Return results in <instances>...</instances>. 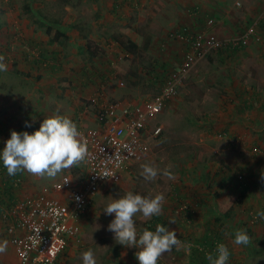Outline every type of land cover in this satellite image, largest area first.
Here are the masks:
<instances>
[{
    "label": "rangeland",
    "instance_id": "1",
    "mask_svg": "<svg viewBox=\"0 0 264 264\" xmlns=\"http://www.w3.org/2000/svg\"><path fill=\"white\" fill-rule=\"evenodd\" d=\"M112 2L113 0H0V55L5 57V62L8 64V71L0 73V127L2 128L0 149H3L13 130L29 133L38 130L33 127L35 118L33 120L29 118L32 112L36 115L32 110L34 107L30 106V101L31 98L36 97L38 89L36 83L32 82V78L27 77V74L39 73L35 72L34 65L39 59L48 58L46 63L56 62L60 68L65 66V71L67 62H69L67 65L71 66L70 70H75L76 63L80 62L85 66H92L93 69L95 68V73H99L97 62L105 59V54L112 49L115 41L112 37L125 32L118 40L129 41L126 32L130 26L137 27L142 32L139 34L142 43L149 36L153 38L151 41H157L162 35L164 37L168 33L178 31V28L172 24L180 20L181 8L174 7L173 4L169 5L168 1L161 5H149L135 10L130 7L122 8L119 18L123 20L125 14L133 20L132 24L115 20L114 14L103 12L106 10L105 5ZM193 8L195 5L184 7L185 13L191 15ZM202 9H195L193 15L199 19L197 22L199 29L194 33L191 26H186V31L193 34H213L223 42H238L256 23L253 36L242 41V49L234 55L224 46L218 50H207L205 57L188 71L185 80L182 79L184 80L182 86L179 85L175 98L169 102L162 114L150 121L145 159L141 163L128 166L118 181L105 185L94 196L93 205L81 224V242H73L58 264H83L82 254L87 250L94 252L97 264H138L135 258L138 249L119 245L114 239V233L108 231V225L114 219V215L108 216L103 213L104 207L128 191L153 197L162 195L163 210L159 217L166 219L165 226L170 230L174 228L185 234L183 229L189 230L195 224L192 221L189 225L185 220V213L183 212L182 215L178 213L183 201L180 202L182 196L175 195L174 190L181 191L187 187L186 184L199 190L203 198H195L196 201H200L202 205H209L207 222L196 229L200 234L198 240H202L211 230L222 236L224 244L229 249L232 245L237 247L235 253L230 249L229 264H264V244L260 242L264 235L256 237L249 227V222L254 220L264 225V220L256 218V213L260 211L256 207L259 205V196L264 195V128L260 132L259 126L253 125L254 116L260 114L262 110L257 104L255 108H247L243 112L244 115L241 114L238 111L241 102L237 96V92L245 91L250 92L248 95L250 97L254 89L264 95V91L259 88L262 83L261 78H264L262 55L264 51H261L262 54L241 57L248 47L259 51L258 46L263 44L264 35L261 26L255 22L257 17L246 19L244 14L247 12V7L243 2H237L233 6L229 19L232 22L237 18L245 20L246 26L243 28L244 24L240 20V28L230 24L229 37L217 35L220 34L216 29L220 18L209 15V6L206 3ZM210 20L213 21L212 25H209ZM44 23L63 31L69 40L63 41L62 44L50 43V38L46 34L47 26ZM222 31L229 32V29ZM165 39L166 37L161 38L159 46H162ZM173 41L169 46L173 44L186 46L181 41ZM88 44L94 47L99 45L103 54L98 58H91L86 48ZM156 51L157 47H153L148 55L129 60L120 59L118 66L116 64H114L116 67L112 66L114 70L112 78L117 82L122 97L139 100L141 103L157 95L161 88L153 74H166L174 81L180 80V68L185 60L181 64L176 61L175 65L167 66L168 64L155 59ZM55 55L57 56L53 59ZM131 75L134 78H131ZM56 77L52 80L55 81ZM28 93L31 98L25 99ZM97 94V96L104 94L110 98L104 90L97 91ZM97 96L90 101L95 113L97 108L94 104L98 100ZM3 100L5 101L2 103ZM234 116L238 123V127L235 126L233 129L234 136L217 134L228 122H231L230 119ZM42 121L41 119V123ZM26 122L32 127L26 128ZM159 127L161 132L155 135L153 131ZM210 129L213 131L209 132ZM79 164L77 165L79 170L74 177L67 175L64 170L60 180L69 176L81 184L87 175V167L82 165H86L85 159ZM144 164H151L158 169L159 174L155 180L145 181L142 178ZM212 172L214 174L217 172V175H211ZM226 173L229 176H226ZM60 180L53 183L33 180L30 185L41 191L44 187H50ZM188 180L194 182L198 180V182L186 183ZM231 195L242 197L243 204L235 208L231 218H222L218 203L224 197ZM24 198L21 196L18 199ZM179 202V208H170ZM196 215L190 220H194ZM134 219L138 232H142L149 223L152 224L154 217L145 218L138 213ZM173 219L176 223L168 222ZM239 229L246 230L250 236L252 243L249 246H237L232 243L234 234ZM179 232H176L177 237L183 238L182 233ZM190 241L186 239L179 248L164 253L158 264H195L196 260L206 257L207 254L193 252L189 247ZM249 247L259 254L250 255ZM184 256L190 258L192 262L184 261Z\"/></svg>",
    "mask_w": 264,
    "mask_h": 264
},
{
    "label": "built area",
    "instance_id": "2",
    "mask_svg": "<svg viewBox=\"0 0 264 264\" xmlns=\"http://www.w3.org/2000/svg\"><path fill=\"white\" fill-rule=\"evenodd\" d=\"M212 24L210 20L209 25ZM255 25L238 42H230L238 45L249 39ZM171 38L182 40L190 49L180 68L179 81L171 78L161 94L134 105L112 102L104 94L97 96L94 105L99 126L82 138L89 153L85 158V180L80 184L65 176L36 196L18 199L2 210L0 218L19 264H57L73 242H81V221L93 205L94 196L105 185L118 181L128 166L145 159L150 121L164 112L188 71L205 57L207 50L226 48L229 43L213 34H172ZM153 132L159 135L161 128ZM58 192H65L64 201L54 197ZM194 210L193 206L183 204L178 213L190 217Z\"/></svg>",
    "mask_w": 264,
    "mask_h": 264
},
{
    "label": "crops",
    "instance_id": "3",
    "mask_svg": "<svg viewBox=\"0 0 264 264\" xmlns=\"http://www.w3.org/2000/svg\"><path fill=\"white\" fill-rule=\"evenodd\" d=\"M169 2V5L173 4L174 7H179L181 8L180 10V20H177L174 24V27L178 28V31H173L172 33H168V35L164 36L163 35L160 37L159 40L157 41H151L153 39L152 37H148L143 43L141 42L142 38L139 37V34L142 33L139 28L137 27H129L127 28L126 34L128 35L129 40L132 42L136 43L141 51V55H148L150 51H152L153 47H157L156 51V57L158 61H161L163 63H166L167 66H173L176 61H179L178 63H182L183 60H185V55L189 49V45L183 42L182 40H176L171 38L172 34H190V31H186L185 27H190L193 29L194 33L199 29V24L197 22L199 19L197 17H194L195 15V9L201 10L202 7L205 6V3L209 6V15H213L215 17H219L220 21L219 24L217 25V30L220 31V34H217L218 36L221 37H229L230 35V28L231 25H236V27L240 26V21L243 22V28L246 26L245 20L238 19L235 22H232L230 18V13L233 9V6L237 2H243V5L247 7V12L244 14L246 16V19L249 20L250 17H257V21L259 26H261L263 35H264V0H113L112 3L106 4L105 9L103 12L107 13H112L114 14V19L118 21H124L128 22L130 24L133 23V20L129 17H126L124 14V19L119 18L120 15V10L123 8H132L135 10V8H145L147 6H153V5H161L163 2ZM199 3H197V2ZM195 5L194 10L190 13L191 15L185 13L184 7H190ZM127 10V9H126ZM125 10V11H126ZM203 10V9H202ZM151 13V12H150ZM260 13L261 16H260ZM122 15V14H121ZM197 19V20H196ZM247 23V22H246ZM172 25H169L170 27ZM241 27V26H240ZM239 27V28H240ZM229 29V32H223V29ZM180 29V30H179ZM177 30V29H176ZM243 30V29H242ZM241 30V31H242ZM125 32H121V34L115 35L112 38L119 39L124 35ZM193 34V33H191ZM162 46H159L161 44V38L164 39ZM172 39V40H171ZM176 42L181 41L183 44L186 46H175L170 45V42ZM147 41H150L151 44L147 49H144L145 44ZM262 44V43H261ZM259 47L258 50H253L252 47H248L244 50L243 55L249 56L250 54L257 55V53L262 54L261 51H264V42L263 44ZM111 50H108L107 54H105V59H100L99 63L97 62V71L99 70V73H95V68L93 69L92 66H85L82 63H76L77 65L74 67L75 70H70L71 66L67 65L69 62H67L66 67L67 70L65 71V66L63 68H60L59 65L56 64V62H51V63H46L48 58L38 60V62H35V72H39L37 75H32V74H27V77H30L32 82L36 83V88L37 93L35 94L36 97L31 98L29 93L26 98H31L30 101V106L34 107L32 110L36 113V115H33V112L31 116L29 117L30 119L33 120L34 125L36 129L40 127L41 124V119L43 120L44 118H47L51 115H53L55 112H59L60 114L67 115L69 116L78 126L80 132L82 135L84 133H87L88 131L97 128L99 126L98 119L96 117V113L94 108L90 106V101L94 99L95 96H97V91H105L110 98H107L110 101H116L120 100L124 104H138L139 100H133L132 98H126L122 97L120 93V89L118 88L117 82L112 78V75L114 74V70H112V66L120 63V59H133V55L125 53L122 49V47L119 45L118 42L114 41L113 46L111 47ZM147 50V51H146ZM111 52V54H110ZM112 57H109V56ZM264 56V52L262 54ZM57 55L53 57L55 59ZM98 58V57H95ZM94 59V58H93ZM92 59V60H93ZM113 62V64H111ZM114 66V67H116ZM142 70V69H140ZM152 73V72H151ZM48 74V75H47ZM45 75V76H42ZM47 75V76H46ZM55 78V81L52 80ZM131 78H134V76H130ZM261 86H259L260 89L264 91V78H261ZM104 87V88H103ZM102 89V90H101ZM107 97V96H106ZM7 100V99H5ZM3 100L2 103L5 101ZM254 105L259 104L260 110L262 112L259 114L257 113L256 116H254V121L253 125L254 126H259V131H263L264 128V95L262 93H259L258 90L253 92V99H250ZM28 106V105H27ZM238 112V111H237ZM238 116V114H236ZM244 115V113H243ZM39 117V118H38ZM234 116L233 118L230 119V123L228 122L224 128L220 129L217 134L221 135H227V136H234L233 129L235 126L238 127V123L235 120ZM39 121V123L37 122ZM17 122V120H16ZM234 122V123H233ZM2 128L0 127V130ZM213 131L212 129L209 130V132ZM83 136H81V139ZM80 165V164H77ZM74 165L68 169H64L67 173V175L74 177L77 172H78V166ZM83 166H86L82 164ZM81 165V167H82ZM80 167V166H79ZM80 167V168H81ZM243 168V166H242ZM62 170L60 173H58L55 177H48L47 175H33L31 173H28L26 171H23L21 173V180L19 181V184L17 185V188L14 190V193L17 198L24 196L27 198L28 196H36L39 194L41 191L38 190V188H34L33 185H30L33 180L42 182V183H53L55 181L60 180L61 178V173L64 172ZM219 172V171H218ZM211 175H217V172L214 174L212 172ZM219 175V174H218ZM226 176H229L226 173ZM26 178V181H25ZM58 179V180H57ZM191 182V184H194L198 182L196 180L195 182L193 180H188L186 183ZM185 183V184H186ZM187 187L183 190L177 189L174 190L175 195H181L180 202L183 201V204H188L190 206H194V202L196 201L195 198L197 199H202L203 197L201 196L199 190L197 191V187L192 188L188 184H186ZM29 188V189H27ZM188 190V192H186ZM39 191V192H38ZM54 197L60 201H64L66 194L65 192H58L54 195ZM258 198V196H256ZM209 198V197H208ZM189 201V203H187ZM194 201V202H193ZM180 202L178 204H173L170 208H179ZM259 205L256 207L259 208V210H264V195L259 196ZM197 205V204H196ZM92 207V206H91ZM209 205L208 204H200L199 208L196 207L195 210L197 215H200L199 217H194L195 219H191L190 217L186 218V222L190 225V223H194V227L191 229H183L185 234L183 232H179L180 230H177L179 233H182L181 235L183 236L180 237L181 241H185L186 239H189L191 241L195 242H200L201 239L198 240L200 237V234H198V231L196 230L197 228L201 227L203 223L207 222V215L209 214L208 212ZM203 214V216L201 215ZM84 220V218H83ZM81 221V224L83 222ZM187 224V225H188ZM82 226V225H81ZM249 227L253 231V235L256 237H261L264 235V225L258 221L254 220L249 222ZM175 232L176 229L172 228ZM187 232H189L187 234ZM180 235V236H181ZM186 235V237H185ZM203 239V238H202ZM260 241V238H258ZM262 244H264V236L263 239L260 241ZM0 247L4 249V251L0 252V264H19L15 249L13 245L10 242L9 239V234L6 233V227L4 223L1 221L0 218ZM231 251L233 253L237 252V247L232 245L231 246ZM250 251L249 254H259L257 251H253L251 247H249ZM235 251V252H234ZM236 256V254H235ZM254 256V255H253ZM63 259V257H62ZM184 261L190 263V258L184 256Z\"/></svg>",
    "mask_w": 264,
    "mask_h": 264
},
{
    "label": "clouds",
    "instance_id": "4",
    "mask_svg": "<svg viewBox=\"0 0 264 264\" xmlns=\"http://www.w3.org/2000/svg\"><path fill=\"white\" fill-rule=\"evenodd\" d=\"M8 71L5 57L0 55V73ZM25 127H32L28 122ZM77 124L67 115L58 111L44 118L38 130L18 132L13 130L10 138L0 149V165L6 169L9 176L26 171L33 175L55 177L64 169L79 164L88 155L86 144L81 139ZM159 174L151 164L142 165V178L153 181ZM163 196H145L128 191L119 199L107 204L103 213L113 216L108 225V231L114 233V239L119 245L136 248L135 258L138 264H158L162 255L173 248H179L182 241L174 230L168 226L157 224L155 230L145 228L138 232L136 215L143 217H159L163 210ZM256 218L264 220V210L256 213ZM169 223L176 221L169 220ZM233 244L249 246L252 241L247 231L239 229L234 234ZM4 251L0 247V252ZM231 251L224 243H218L213 252L206 255L208 264H229ZM83 264H97L95 254L87 250L82 254Z\"/></svg>",
    "mask_w": 264,
    "mask_h": 264
},
{
    "label": "trees",
    "instance_id": "5",
    "mask_svg": "<svg viewBox=\"0 0 264 264\" xmlns=\"http://www.w3.org/2000/svg\"><path fill=\"white\" fill-rule=\"evenodd\" d=\"M28 8H31V7L28 6ZM30 14H31V10H30ZM44 24L47 26L46 34L50 38V41H51L50 43L62 44L63 41L69 40V37L67 36V34H65L60 29L55 28L54 26L48 25L46 23ZM115 41L119 43V45L122 47L125 53L131 54L134 57H141L140 56L141 49L136 43L132 42L131 40L127 42H123L118 39H115ZM150 44L151 42L147 41L144 49H147ZM242 47H243L242 42H239L238 45H234L233 43L229 42L228 45H226V50H228L229 52H231V54L234 55L238 53L242 49ZM86 48L91 58H95L103 54L99 45H96V47H94L91 44H88ZM153 77L155 81L160 85L161 90L158 91V94H157L159 95L162 93L163 88H165L169 84L171 80V76L166 75V74L164 75L163 74H156V75L153 74ZM249 94L250 92L248 93L245 91L237 92V96L239 98V101L241 102V105L239 106L238 111L241 114L247 108L248 109L255 108L254 103L250 100V99H253V94H251L252 97L251 96L248 97ZM21 173L22 172H19L15 176H9L6 172V169L3 168L2 165H0V217L2 215V210L4 208L11 207L15 203V201L18 200V198L16 197L14 193V190L17 188V185L19 184V181L21 180V176H20ZM194 204H195L193 206L194 208L196 207L199 208V205L201 204V202L195 201ZM242 204H243V199L240 196L231 195V196L224 197L222 201L218 203V210L220 212V216L226 219L231 218L235 208L241 207ZM196 211L197 210H194V214L190 216V218H192L195 215ZM186 218H188L187 215H186ZM166 223L167 222L165 218L154 217V219L152 220V224L149 223L147 228L150 230H155L157 224H161L165 226ZM218 243H224L222 240V236L210 230L209 233H207L200 242L197 243V242L190 241L189 247L193 252H196L202 255V254H208V253L213 252ZM205 259L206 257L201 258V260L199 261L196 260L195 264H203V263L206 264L207 261Z\"/></svg>",
    "mask_w": 264,
    "mask_h": 264
}]
</instances>
